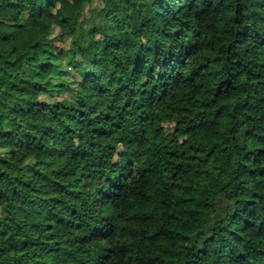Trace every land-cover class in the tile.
Here are the masks:
<instances>
[{
  "label": "trees",
  "instance_id": "1",
  "mask_svg": "<svg viewBox=\"0 0 264 264\" xmlns=\"http://www.w3.org/2000/svg\"><path fill=\"white\" fill-rule=\"evenodd\" d=\"M62 1L0 0V264H264V0Z\"/></svg>",
  "mask_w": 264,
  "mask_h": 264
},
{
  "label": "rangeland",
  "instance_id": "2",
  "mask_svg": "<svg viewBox=\"0 0 264 264\" xmlns=\"http://www.w3.org/2000/svg\"><path fill=\"white\" fill-rule=\"evenodd\" d=\"M61 8L62 10L68 14L70 12L69 10V6H68V3L66 2V0L62 1L61 3ZM91 9H92V13L93 15L98 18V24L101 25L102 22H101V18H108V19H114L116 17V11L111 8L109 6V4H103L100 0H94L91 4ZM85 14H87V12H85ZM59 46L63 47L64 49H66L68 47V41L67 40H64V41H61V42H58L57 43ZM66 65V64H65ZM71 73L72 75L74 76L75 75V72L72 70V69H69L67 68ZM71 78H69L68 81H72L70 80ZM83 93V92H82ZM86 93V91L84 92ZM67 95V94H65ZM62 97V96H61ZM60 97V98H61ZM167 143L164 142L162 143V146H166Z\"/></svg>",
  "mask_w": 264,
  "mask_h": 264
}]
</instances>
